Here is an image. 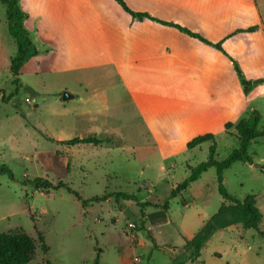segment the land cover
<instances>
[{
  "label": "rangeland",
  "instance_id": "374dc122",
  "mask_svg": "<svg viewBox=\"0 0 264 264\" xmlns=\"http://www.w3.org/2000/svg\"><path fill=\"white\" fill-rule=\"evenodd\" d=\"M125 1L212 45L128 16L113 0H18L34 49L16 79L18 47L0 0V94L8 98L0 99V234L19 230L36 240L28 264H264V137L250 145L252 163L224 174L230 195L255 198L257 230H220L192 263L188 239L233 204L219 194L215 168L171 199L190 168L208 160L212 143L188 149L195 137L214 134L221 162L253 111L264 130V0ZM64 92L75 99L59 101ZM40 132L54 140L108 136L113 144L64 147ZM38 179L63 182L84 200H136L84 209L66 189L37 190ZM168 202V211L153 206Z\"/></svg>",
  "mask_w": 264,
  "mask_h": 264
},
{
  "label": "trees",
  "instance_id": "16d2710c",
  "mask_svg": "<svg viewBox=\"0 0 264 264\" xmlns=\"http://www.w3.org/2000/svg\"><path fill=\"white\" fill-rule=\"evenodd\" d=\"M2 3L7 7V20L10 35L15 39L18 47L16 56L12 59L10 65V71L12 75L17 79L20 76L23 65L25 64L28 53L30 50L34 49L33 43L28 37V33L23 25L24 13L22 12L18 0H1ZM115 1L123 11L133 18H138L141 21H152L157 22L160 25L173 27L182 33L189 35L192 38L198 39L201 42L212 45L209 41L203 38L198 33L191 31L189 28L182 27L177 24H171L159 20L156 17L150 16L147 13L134 12L129 8L125 0H113ZM253 28L250 32L255 31ZM243 32V31H240ZM216 49L221 51L223 54L228 56L226 51L223 49L222 43L213 45ZM4 102H8V98H3ZM262 121V115L258 111H253L252 114L243 120H241L235 127L236 136L239 140V146L235 149L230 156L224 161H217V144L215 140V135L212 133L204 134L195 137L187 145L189 150L200 147L201 145L210 142L212 143L209 151V157L206 162L199 164L195 168H190L191 174L185 179L181 184H179L171 193V199L176 198L177 195L186 192L193 183L197 182L201 176L206 173L209 169L215 168L217 174L218 191L222 198L233 204V206L224 207L222 206L221 211L215 216L211 217L207 223L200 229V231L194 236L192 240H188L187 245L192 249V255L190 260L192 263L199 260L201 253L207 243L217 234L220 230L229 228L231 226L242 224L246 230L258 229V224L261 223L263 219V214L255 206V198L253 196H248L245 201H239L235 197L229 194L227 188L225 187L224 174L229 170L235 163H252V158L249 154L250 145L264 137V130L260 128ZM232 127V123H227L225 129L228 130ZM43 137L49 141H55L45 134L40 132ZM61 145L73 147L76 145H92L94 147H102L104 145H112L113 138L108 136L102 137H85V138H74L68 141L59 142ZM264 170V168H263ZM47 186L52 190L66 189L70 194H73L82 203L84 209L88 208L93 203H100L107 201L110 198H115L119 200H136L135 196L115 193L108 196L96 197L91 200H84L78 193L73 191L68 185L60 182L58 185H53L48 181H42L38 179L35 181V188L47 189ZM49 192V191H48ZM151 204L139 203L141 208L150 206ZM155 208H162L165 211L169 210V202L160 206L153 205ZM227 212H224V211ZM230 217L229 220H225L226 217ZM260 235L264 237V233L260 232ZM40 242L42 244L43 251H48V247L44 242V237L39 235ZM37 249L36 240L24 231H10L7 233L0 234V264H28L30 263L35 255ZM98 263V260L96 262ZM174 264H179L175 262Z\"/></svg>",
  "mask_w": 264,
  "mask_h": 264
},
{
  "label": "crops",
  "instance_id": "0c3cea01",
  "mask_svg": "<svg viewBox=\"0 0 264 264\" xmlns=\"http://www.w3.org/2000/svg\"><path fill=\"white\" fill-rule=\"evenodd\" d=\"M127 15H128V14H127ZM128 16H129V15H128ZM45 36H46V35H45ZM45 36H44V37H45ZM22 69H23V67H22ZM21 72H22V70H21ZM74 99H75V97H74ZM59 101L64 102L63 100H59ZM76 117H78V116H76V115L73 116V122H74V125H75V122H76V120H75ZM227 123H229V122H227ZM227 123H226V124H227ZM82 138H83V137H82ZM55 139H56V138H55ZM73 139H74V138H73ZM53 140H54V139H53ZM56 140L59 141V142L68 141V140H63V139H56ZM56 140H55V141H56ZM70 140H71V139H70ZM57 141H56V142H57ZM90 146H92V145H90ZM64 147H66V146H64ZM67 147H68V146H67ZM93 147H94V146H93ZM73 148H74V147H73ZM210 218H211V217H210ZM210 218H209V219H210ZM209 219H208L205 223H207V222L209 221ZM163 221L166 223L167 220H163ZM163 221H162V222H163ZM156 222H157V221H156ZM156 222L154 221L155 224H156ZM160 222H161V220H160L158 223H160ZM205 223L203 224V226L205 225ZM155 224H154V225H155ZM203 226H202V227H203ZM202 227H201V228H202ZM199 231H200V230H199ZM199 231H198V232H199ZM198 232H197V233H198ZM197 233H196V234H197ZM196 234H195V235H196ZM195 235H194V236H195ZM191 239H192V238H191ZM191 239H188V240H191Z\"/></svg>",
  "mask_w": 264,
  "mask_h": 264
},
{
  "label": "water",
  "instance_id": "95a60500",
  "mask_svg": "<svg viewBox=\"0 0 264 264\" xmlns=\"http://www.w3.org/2000/svg\"><path fill=\"white\" fill-rule=\"evenodd\" d=\"M62 99H63L64 102H68V101L74 99V96L71 95V94L68 93V92H64V94H63V98H62Z\"/></svg>",
  "mask_w": 264,
  "mask_h": 264
},
{
  "label": "built area",
  "instance_id": "2783aa9c",
  "mask_svg": "<svg viewBox=\"0 0 264 264\" xmlns=\"http://www.w3.org/2000/svg\"><path fill=\"white\" fill-rule=\"evenodd\" d=\"M4 98V95L1 93L0 94V99H3ZM30 101V100H29Z\"/></svg>",
  "mask_w": 264,
  "mask_h": 264
}]
</instances>
